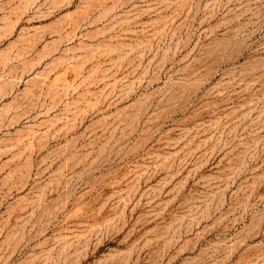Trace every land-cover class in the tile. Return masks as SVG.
<instances>
[{
	"label": "rangeland",
	"instance_id": "374dc122",
	"mask_svg": "<svg viewBox=\"0 0 264 264\" xmlns=\"http://www.w3.org/2000/svg\"><path fill=\"white\" fill-rule=\"evenodd\" d=\"M0 264H264V0H0Z\"/></svg>",
	"mask_w": 264,
	"mask_h": 264
}]
</instances>
